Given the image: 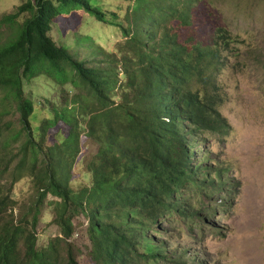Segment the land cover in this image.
I'll list each match as a JSON object with an SVG mask.
<instances>
[{
  "label": "trees",
  "instance_id": "1",
  "mask_svg": "<svg viewBox=\"0 0 264 264\" xmlns=\"http://www.w3.org/2000/svg\"><path fill=\"white\" fill-rule=\"evenodd\" d=\"M212 6L222 8L221 0H135L134 27H122V57L114 55L107 67H88L50 36L53 20L74 11L107 23L92 0H27L0 18V182L9 176L0 184V264H80L70 242L80 215L88 222L91 264H189L186 253L155 235L170 221L191 229L204 223V212L191 202L226 188L224 170L213 174L220 185L207 168L211 161L196 160L201 142L223 141L232 131L218 84L232 36L221 26L210 40L195 36L197 12L210 14ZM136 72L141 82L133 81ZM39 76L64 90L49 102L47 119L26 92V83ZM11 115L19 128L6 122L11 132L4 134ZM58 122L69 126V136L44 149ZM83 134L99 147L87 163L90 185L74 190ZM25 173L37 197L14 213L11 191ZM46 200L61 234L39 247L36 229Z\"/></svg>",
  "mask_w": 264,
  "mask_h": 264
},
{
  "label": "rangeland",
  "instance_id": "2",
  "mask_svg": "<svg viewBox=\"0 0 264 264\" xmlns=\"http://www.w3.org/2000/svg\"><path fill=\"white\" fill-rule=\"evenodd\" d=\"M26 1L0 0V18L15 13L16 8ZM92 4L106 13L107 23L83 10L74 11L53 20L50 36L57 45L66 47L75 59L88 63V67H107L114 55L122 57L120 52L124 51L122 46L126 42L122 27L129 30L134 27V0H92ZM221 5L222 8H210L213 17L206 12H197L195 36L210 40L220 26L228 29L232 36L230 51L221 55L218 75V84L225 96L221 113L232 131L223 141L210 139L201 142L196 160L211 161L207 168L214 171L210 173L213 182H220V178L213 174L224 170L221 180L226 188L211 199L199 196L191 202L196 212H204V223L191 229L181 222L173 224L170 221L155 238L165 242L173 251L186 253L189 264H264V0H221ZM24 16L28 17L29 13ZM133 81L141 82L137 72ZM63 91L58 83L45 76L26 83V92L31 95L35 110L43 119L51 117L49 102L61 97ZM9 121L14 122L11 130L19 128L18 116H7L2 125L4 134L11 132L5 125ZM81 123L84 129V119ZM69 134V126L58 122L48 130L42 146L46 149ZM20 142L21 139L14 146ZM98 147L97 143L82 135V152L72 168L70 186L74 190L90 185L87 163ZM208 147L209 154L204 156L203 150ZM196 160L194 164L198 163ZM8 181L6 175L0 184ZM36 197L29 173L23 174L12 188L11 198L17 203L9 211L25 210ZM191 197L192 194H188L187 198ZM48 201L41 209L36 229L39 247L61 234L55 207ZM73 222L74 234L70 242L75 254L80 264H91L88 222L83 215L77 216Z\"/></svg>",
  "mask_w": 264,
  "mask_h": 264
},
{
  "label": "clouds",
  "instance_id": "3",
  "mask_svg": "<svg viewBox=\"0 0 264 264\" xmlns=\"http://www.w3.org/2000/svg\"><path fill=\"white\" fill-rule=\"evenodd\" d=\"M134 5H135V0H134ZM134 7V6H133ZM133 10V9H132ZM103 61V60H102Z\"/></svg>",
  "mask_w": 264,
  "mask_h": 264
}]
</instances>
